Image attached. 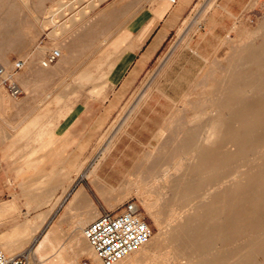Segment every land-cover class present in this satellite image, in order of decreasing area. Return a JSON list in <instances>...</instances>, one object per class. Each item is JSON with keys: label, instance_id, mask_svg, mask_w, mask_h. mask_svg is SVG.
Instances as JSON below:
<instances>
[{"label": "rangeland", "instance_id": "1", "mask_svg": "<svg viewBox=\"0 0 264 264\" xmlns=\"http://www.w3.org/2000/svg\"><path fill=\"white\" fill-rule=\"evenodd\" d=\"M176 1L0 0V62L10 70L16 60L25 61L16 73L23 93L14 97L3 88L10 108L8 130L15 133L16 122L37 112L48 115L49 108H56L50 112L56 114L57 120L75 119L83 109L85 118L91 121L96 117L97 108L115 99L117 108L111 114L105 113L101 132L91 140L88 167L99 162L103 153L106 157L113 147L102 174L112 172L114 182L117 186L120 184L125 196L123 201L135 199L153 230L148 245L152 254L139 264L185 261L177 257V246L169 241L170 230L193 232L195 240L212 242L214 248L204 255V260L212 261L211 264H243L240 255L232 257L227 253L236 250L246 234L263 231L257 224L264 219V150H249L248 156L244 155L242 143L232 141L227 133L228 129L243 131L239 127L243 99L258 107L255 114L264 121L261 111L264 110V56L257 62L260 56L250 53L264 45V0H195L135 84L127 89L117 88L116 73L122 65L119 61L130 48V41L138 43L141 27L159 17L157 11L164 5L172 8ZM197 19L201 20L195 23ZM55 31L58 33L54 34ZM7 41L10 44L6 46ZM59 45L68 51L67 54L65 50L66 57L51 64L47 68L51 70L40 72L41 60ZM239 58H250L252 62L239 69ZM58 65L60 70H55ZM32 71L39 73L37 79L28 78L27 73ZM83 72H88L90 77H82ZM98 84L103 87L98 89ZM97 90L102 93L96 94ZM122 90L125 93L114 95ZM41 100L49 104L40 103ZM229 108L232 111L228 112ZM61 127L58 134L63 135L65 126ZM67 147L58 145L57 164L72 163ZM115 166L117 170H112ZM165 171L169 172L166 181H157ZM172 179L176 181L171 182ZM20 199L25 207L22 216L31 219L30 204L24 195ZM148 202L152 205L150 208L146 206ZM197 209L208 212L201 218V223L206 224L203 229H198V223L193 221ZM179 212H183L181 216ZM187 216L192 226L176 225ZM169 219L175 221L168 223ZM224 220L231 227L221 226ZM244 221L251 225L242 228ZM220 230L225 233L217 236ZM38 237L39 234L26 251L33 249ZM158 239L160 242L156 243ZM221 251L224 253L218 254ZM92 253L93 262L82 256L80 264H103L93 250ZM215 255L219 258L216 263L212 260ZM252 256L257 258L260 253Z\"/></svg>", "mask_w": 264, "mask_h": 264}, {"label": "crops", "instance_id": "2", "mask_svg": "<svg viewBox=\"0 0 264 264\" xmlns=\"http://www.w3.org/2000/svg\"><path fill=\"white\" fill-rule=\"evenodd\" d=\"M194 1L177 0L175 6L168 9L164 5L157 11L159 17L152 18L141 27L138 43L130 41V48L119 61L122 65L116 73L117 88L127 89L135 84ZM54 68L60 70V65ZM40 72L45 71L40 68ZM38 75L37 71L27 73L30 80L37 79ZM82 77L88 78L90 74L83 72ZM96 87L103 86L98 84ZM3 88L0 84V247L8 254L20 253L26 251L39 234L33 253L52 264H65L66 260L61 258L58 262V257L68 255L70 248L79 247L77 243L83 236V227L103 210H117L125 203L120 184L116 185L112 172L102 174L110 161L112 146L106 157L103 153L99 162L88 167L91 140L101 132L105 113L111 114L117 108L113 102L115 99L97 108L96 117L91 121L85 118L83 109L75 119L57 120L56 114L50 112L56 108H49L48 115L37 112L16 122L14 133L8 130L10 108ZM123 92L125 90L114 95ZM101 93L102 90L96 91V94ZM40 103L48 105L49 101L41 100ZM62 125L65 130L60 135L58 129H62ZM58 145H68V159L73 158L70 167L66 162L57 164ZM21 148L24 149L22 153L19 152ZM13 159L24 161L15 162ZM91 169H96L95 174H90ZM22 191L31 206V219L22 216L25 211L20 199ZM82 256L91 258L92 262L94 260L89 252H85L79 257V262Z\"/></svg>", "mask_w": 264, "mask_h": 264}, {"label": "bare ground", "instance_id": "3", "mask_svg": "<svg viewBox=\"0 0 264 264\" xmlns=\"http://www.w3.org/2000/svg\"><path fill=\"white\" fill-rule=\"evenodd\" d=\"M170 1H172V2H175L176 0H170ZM96 4V3H95ZM202 16V15H201ZM194 18V17H193ZM195 19V18H194ZM201 19H197V20H195V23H198L199 21H200ZM57 23V22H56ZM200 24V23H199ZM57 28V27H56ZM58 29V28H57ZM260 32H262V31H260ZM58 32L57 31H55L54 32V34H57ZM60 35V34H59ZM256 35H257V33H256ZM57 36V35H56ZM55 38V37H54ZM62 38V37H61ZM7 39V38H6ZM7 40H9L10 41V39L8 38ZM13 40V39H12ZM18 40V39H17ZM16 40V42H18ZM20 40V39H19ZM64 41V40H63ZM16 42H13V43H16ZM22 42V41H21ZM20 42V43H21ZM9 42L7 41V43L5 42V45L6 44H8ZM19 43V42H18ZM55 43H57V42H55ZM10 44V43H9ZM59 44V43H58ZM12 45V44H11ZM2 46V48L3 49H5L6 47H3V45H1ZM7 46V45H6ZM15 46V45H14ZM21 47H22V45H21ZM9 48V47H8ZM11 48V47H10ZM60 51H61V55H60V60L61 59H63L67 54H68V51L66 50V49H63L62 48V46H58L57 47ZM69 48H71V47H69ZM68 48V49H69ZM0 49H1V47H0ZM23 49V48H22ZM21 49V50H22ZM65 50L67 51L66 53H65ZM71 50H72V48H71ZM74 50V49H73ZM4 51V50H3ZM6 51H7V49H6ZM5 51V52H6ZM243 51V50H242ZM38 52V51H37ZM74 52V51H73ZM76 52V51H75ZM74 52V53H75ZM73 53V54H74ZM250 53L253 55V56H260L259 57V59H257V62L261 59V58H263V56H264V45H262V46H260L259 48H255V49H252V50H250ZM2 54H4V53H2ZM39 54H41L40 52H39ZM70 54V53H69ZM36 55L38 56V53H36ZM70 55H72V54H70ZM3 56V55H2ZM73 56H75V54L73 55ZM28 57V56H27ZM29 58H31V56L29 57ZM33 58H34V56H33ZM58 58V59H59ZM1 59V58H0ZM6 59H8V58H6ZM254 59V58H253ZM2 60V59H1ZM32 60V59H31ZM30 60V61H31ZM43 60V59H42ZM42 60H41V65L42 66H44L43 65V63H42ZM256 60V59H255ZM4 61V60H3ZM7 61V60H6ZM232 61V60H231ZM230 61V62H231ZM25 62V61H24ZM252 61H250V58H239L238 59V62H237V66H238V68L240 69V68H243V65H247V64H249V63H251ZM254 62H256V61H254ZM6 65V64H5ZM51 65V64H50ZM50 65H47V66H44V67H42L41 68V70H43V71H45L47 68H48V66H50ZM6 67V66H5ZM47 67V68H46ZM7 69V68H6ZM228 69V68H227ZM8 70V69H7ZM263 76V75H262ZM263 78V77H262ZM259 84H261V83H259ZM261 87V86H260ZM233 89H235V88H233ZM246 88H244V90H245ZM228 90V89H227ZM229 92H230V90H229ZM226 93H227V91L225 92V95H226ZM232 93V92H231ZM234 93V92H233ZM236 94H237V91L235 92ZM239 93V92H238ZM235 94V95H236ZM230 95V94H229ZM221 96V95H220ZM231 97H233V95L231 96ZM230 98V97H229ZM234 98V97H233ZM231 99V98H230ZM260 101V100H259ZM242 102H243V104H244V107H240V108H243L242 109V111H241V115H242V117H241V119H240V121H239V127H241L242 129H243V131H241V130H237V131H232V130H229L228 129V135H229V138L232 140V141H237V143H242V146H243V152H245L246 154H244V155H247L248 156V153H249V150H260V151H263L264 150V121H263V119H259V118H257V115L255 114V112L257 111L256 110V107L254 108V106L252 105V103H250V101H248V100H242ZM257 103V102H256ZM259 104V103H258ZM258 108V107H257ZM264 108V107H263ZM261 109V108H260ZM238 110V109H237ZM230 111H232V109H230L229 108V110H228V112H230ZM259 111V110H258ZM262 112H263V114H264V110L262 109L261 110ZM234 113V112H233ZM222 114V113H221ZM231 115H232V113H231ZM223 116H224V114H223ZM231 119V118H230ZM227 129V128H226ZM213 130H215V129H213ZM207 131V130H206ZM210 131V130H209ZM217 133V132H216ZM238 150H239V148H237ZM240 151V150H239ZM198 152V151H197ZM261 154V153H260ZM263 154V153H262ZM261 154V155H262ZM242 155V154H241ZM233 156V155H232ZM264 159V158H263ZM201 161V160H200ZM261 163H263L262 161H260ZM259 164V163H258ZM143 165V164H142ZM184 166H185V164H183ZM198 165V164H197ZM205 165H207V164H205ZM259 165H261V164H259ZM258 166V165H257ZM171 167V166H170ZM183 167V166H182ZM192 167V166H191ZM169 168V167H168ZM173 168V167H172ZM262 168V167H261ZM177 169V168H176ZM197 169V168H196ZM254 169V168H253ZM96 169H91L90 170V174H95V171ZM142 170V169H141ZM146 171V170H145ZM199 171V170H198ZM261 171V170H260ZM259 171V172H260ZM177 172V171H176ZM258 172V173H259ZM185 173V172H184ZM258 173H256L257 174V176H258ZM137 174V173H136ZM163 174V176H161L160 178L159 177H157V178H159L157 181H166V178H167V175H169V172L168 171H165L164 173H162ZM183 175V174H182ZM182 175H181V177H182ZM185 175H186V173H185ZM254 176H255V174H254ZM257 176H255V177H257ZM179 177V176H178ZM186 177V176H185ZM184 179V178H183ZM199 179V178H198ZM177 180H178V178H177ZM190 179H188V181H189ZM152 181V180H151ZM176 180L175 179H172L171 180V182H175ZM181 181V180H180ZM179 181V182H180ZM187 181V180H186ZM199 183L198 184H200L201 182V180L199 181V180H197ZM170 182V181H169ZM169 182H167V183H165V184H168ZM207 182V181H206ZM263 182H264V179H263ZM262 182V183H263ZM183 183V182H182ZM186 183V182H185ZM188 183V182H187ZM159 184V183H158ZM164 184V183H163ZM176 184H178V183H176ZM160 185V184H159ZM159 185H158V187H159ZM175 185V184H174ZM263 185V184H262ZM178 186V185H177ZM183 185H181V187H182ZM188 186H190V185H188ZM188 186H187V188H188ZM161 187V186H160ZM172 187V186H171ZM180 187V188H181ZM264 187V186H263ZM186 188V189H187ZM191 188H192V186H191ZM190 188V189H191ZM174 189V188H173ZM172 189V190H173ZM185 189V188H184ZM190 189H189V193L191 192L190 191ZM264 189V188H263ZM159 190V189H158ZM157 190V191H158ZM175 190V189H174ZM177 190V189H176ZM148 191V190H147ZM150 191V190H149ZM240 191V190H239ZM248 191H250V190H248ZM247 191V192H248ZM257 191V190H256ZM162 192V191H161ZM178 192V191H177ZM176 192V193H177ZM185 192V191H184ZM208 192V191H207ZM210 192V191H209ZM224 192V191H223ZM259 192H260V190H259ZM175 193V192H174ZM176 193H175V195H176ZM183 193V192H182ZM229 193H231V192H229ZM228 193V194H229ZM234 193V192H233ZM250 193V192H249ZM187 194V193H186ZM256 194V193H255ZM175 195H174V197H175ZM184 195V194H183ZM230 195H233V194H230ZM247 195H248V193H247ZM252 195V194H251ZM260 195H262V194H260ZM185 196V195H184ZM212 197H214L213 195H211ZM222 196H224V195H222ZM241 197H242V195H240ZM179 197H180V195H179ZM229 197V196H228ZM240 197V198H241ZM262 197H263V195H262ZM176 198V197H175ZM184 198V197H183ZM205 198H208V195H207V197H205ZM211 198V197H210ZM232 198H233V196H232ZM239 198V197H238ZM261 198V197H260ZM264 198V197H263ZM252 199V198H251ZM262 199V198H261ZM179 200V199H178ZM205 200V199H204ZM208 200V199H207ZM257 200V199H256ZM259 200V199H258ZM174 201V200H173ZM221 201V200H220ZM223 201L224 200H222V203H223ZM237 201H239V199L237 200ZM262 201H264V200H262ZM166 202V201H165ZM169 202V201H168ZM203 202H205V201H203ZM234 202H235V200H234ZM234 202H232V204L234 203ZM173 203V205H174V202H172ZM221 203V202H220ZM164 204H166V203H164ZM230 204V203H229ZM241 204V203H240ZM253 204H255V202L253 203ZM262 204V203H261ZM234 205H235V203H234ZM146 206L148 207V208H150L152 205L148 202V203H146ZM166 206V205H165ZM171 206V205H170ZM174 206H176V203H175V205ZM207 206V205H206ZM209 206V205H208ZM207 206V207H208ZM177 207H179V206H177ZM177 207H175V209L177 208ZM182 206H180V208H181ZM234 207V206H233ZM238 207V206H237ZM242 207H243V205H242ZM241 207V208H242ZM262 207V206H261ZM183 208V207H182ZM202 208V207H201ZM229 208V206L227 207V209ZM216 209V208H215ZM179 210V209H178ZM183 210V209H182ZM185 210V209H184ZM183 210V211H184ZM194 210V209H193ZM217 210V209H216ZM264 210V209H263ZM212 211V210H211ZM220 211V210H219ZM206 212V210L205 209H201V210H196L194 213H195V217H196V219L195 220H193L194 221V223H198V226H197V228L198 229H203V227L206 225H204V224H202L201 222H202V217H203V213H205ZM214 212V211H213ZM222 212V211H221ZM230 212V211H229ZM182 213L183 212H179V215L181 216L182 215ZM191 213V212H190ZM208 213V212H207ZM207 213H205L204 214V216L207 214ZM187 214H189V213H187ZM230 214V213H229ZM247 215H248V213H246ZM245 214V215H246ZM239 215H241V214H239ZM238 215V216H239ZM259 215V214H258ZM178 216V215H177ZM183 216H185L184 214H183ZM208 217L207 218H209V214L207 215ZM221 216V215H220ZM219 216V217H220ZM223 216H225V215H223ZM227 216V215H226ZM254 216V215H253ZM179 217V216H178ZM188 217L189 216H187V217H183L184 219H182V220H180V222H178L177 220V222L176 223H178V224H176V225H183V226H192V221L190 220H187L188 219ZM216 217V216H215ZM214 217V218H215ZM218 217V218H219ZM229 217H230V215H229ZM228 216L226 217V218H229ZM243 217V216H242ZM255 217V216H254ZM177 218V217H176ZM211 218H212V216H211ZM223 218V217H222ZM247 218V217H246ZM251 218H253V217H251ZM262 218V217H261ZM179 219V218H178ZM236 219V218H235ZM238 219V218H237ZM260 219V218H259ZM175 221V219H169L168 220V223H172L171 221ZM209 220V219H208ZM219 220V219H218ZM234 220V219H233ZM205 221V220H204ZM221 221V220H220ZM219 221V222H220ZM242 221V220H241ZM209 222H211L210 220H209ZM237 222H239V221H237ZM245 222V224H246V221H244ZM257 222H258V220H257ZM204 223V222H203ZM208 223V222H207ZM214 223V222H213ZM222 223H223V225H221V226H227V227H231V224L230 225H228L227 223H228V221H226V220H224V221H222ZM236 222H234L233 224H235ZM251 223V222H250ZM232 224V225H233ZM241 224V223H240ZM243 224V222H242V225H241V227L242 228H246V227H249V225H251V224ZM254 224V223H253ZM172 225V224H171ZM238 225V224H237ZM240 226V225H239ZM256 226V225H255ZM257 226L258 227H260V228H262L263 229V231H258V232H255V233H253V234H246V236H245V238H243L244 240H243V242L241 243V245L238 247V248H236V250H233V251H230L229 253H227L228 255H230V256H235V255H240L242 258H240V259H243L242 260V262L244 261L245 263H247V262H250V263H252L253 261H255L256 262V264H264V219H262V220H259V223L257 224ZM168 227V226H167ZM171 227H173V226H171ZM186 227V228H187ZM166 228V227H165ZM177 228H179V227H177ZM185 228V227H184ZM186 228H185V230H186ZM206 228H207V226H206ZM208 228H210V227H208ZM237 228H238V226H237ZM241 228V229H242ZM176 229V228H175ZM228 229V228H227ZM235 229H236V227H235ZM188 230V229H187ZM192 229H190V231H191ZM219 230V229H218ZM217 230V231H218ZM233 230H234V228H233ZM244 230V229H243ZM246 230H248V229H246ZM194 231V230H193ZM195 231H197V230H195ZM201 231V230H200ZM216 231V232H217ZM230 231H232V230H230ZM238 231V230H237ZM242 230H240V232H241ZM253 231V230H252ZM228 232V231H227ZM235 232V231H234ZM233 232V233H234ZM239 232V231H238ZM245 232V231H244ZM193 233V232H192ZM190 234V232L189 233H187V232H184L183 233V231L182 232H180V231H178V230H170V238H169V241L171 242V243H173L174 244V246L176 245L177 246V252H179L178 254L179 255H177V257L179 256V257H181L183 260H185L183 263H181V264H211L212 263V261H209V260H204L205 259V253L207 252V250L209 251V250H211L212 251V249L214 248V246H213V244H212V242L210 243H205V241L203 242V240H201L200 238L199 239H197V240H195L194 239V237H193V234ZM207 233L209 234V232L207 231ZM215 233V232H214ZM225 233V232H224ZM223 233V230L221 231L220 230V233L217 235V236H219V235H222V234H224ZM232 233V234H233ZM195 234V233H194ZM206 234V233H205ZM227 234V233H226ZM231 234V235H232ZM82 235L83 236H80L79 238H78V245H79V247H74V248H70V253L68 254V255H66V256H59L58 258H60V259H58V262L60 261L61 262V260L63 259V260H66V262H65V264H80V262H79V257L81 256V255H83L85 252H89L90 254H93L92 253V250H93V252L95 253V251H94V249L92 248V246L90 245V243L88 242V240H87V238L84 236V234H83V230H82ZM196 235V234H195ZM239 235V234H238ZM197 236L199 237V235L197 234ZM210 237H212L211 236V234L209 235ZM234 236V235H233ZM224 237H226V236H224ZM224 237H222V238H224ZM236 237V236H235ZM240 237H242V235L240 236ZM243 237H244V235H243ZM206 238V237H205ZM208 238V237H207ZM214 238V237H213ZM226 239H227V237H226ZM239 239V238H238ZM150 240V239H149ZM149 240L147 241V242H145L144 244H142L141 246H139L137 249H135L133 252H131V253H129L128 255H126L125 257H123L122 259H120L119 261H117L116 263H114V264H139L141 261H143L145 258H147L149 255H151L152 254V251L150 250V248H148V245L150 244L149 243ZM204 240H206L207 241V239H204ZM234 240V239H233ZM215 241V240H214ZM231 241V240H230ZM242 240H240V242H241ZM160 241H159V239H158V242H156V243H159ZM219 242V241H218ZM220 242H221V239H220ZM227 242V241H226ZM88 243V244H87ZM218 244V243H217ZM222 244V243H221ZM159 245V244H158ZM219 245V244H218ZM157 246V245H156ZM155 246V247H156ZM151 247H152V245H151ZM167 248V247H166ZM153 249V248H152ZM154 250V249H153ZM217 250V249H216ZM175 251V250H174ZM219 251V250H218ZM176 252V253H177ZM255 252H258V254L260 253V256L259 257H254L253 258V256H252V254L253 253H255ZM31 253H32V255H33V258H34V261H35V263L36 264H49V263H43V260L37 255V257H36V255L33 253V251L31 250ZM215 253V252H214ZM224 253V251H221L220 253H218V254H223ZM208 255V254H207ZM256 255V254H255ZM95 256L97 257V255L95 254ZM229 256V257H230ZM208 257V256H207ZM222 257V256H221ZM62 258V259H61ZM98 258V257H97ZM213 258V257H212ZM216 258V259H215ZM215 260L214 259H212L213 261H215L214 263H216V260H218L219 258L218 257H216V255H215ZM235 258H237V257H235ZM99 259V258H98ZM222 259H223V257H222ZM100 260V259H99ZM177 260V259H176ZM176 260H175V262H176ZM237 260V259H236ZM101 261V260H100ZM102 262V261H101ZM178 262V261H177ZM218 262V261H217ZM220 262V261H219ZM237 262V261H236ZM245 263H243V264H245ZM100 264V263H99ZM222 264V263H221Z\"/></svg>", "mask_w": 264, "mask_h": 264}, {"label": "built area", "instance_id": "4", "mask_svg": "<svg viewBox=\"0 0 264 264\" xmlns=\"http://www.w3.org/2000/svg\"><path fill=\"white\" fill-rule=\"evenodd\" d=\"M60 55L58 48H52L44 56L43 65L53 64ZM24 65V60L19 59L7 70L0 62V84L14 97L23 93L15 75ZM83 234L103 264H114L147 242L153 230L139 203L129 199L117 210H103L96 219L83 227ZM0 264L36 263L31 251L8 254L0 247Z\"/></svg>", "mask_w": 264, "mask_h": 264}]
</instances>
